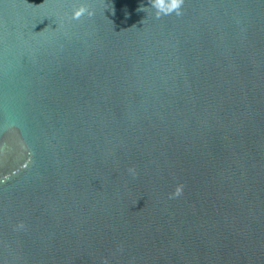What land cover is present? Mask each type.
I'll list each match as a JSON object with an SVG mask.
<instances>
[{
	"label": "water",
	"instance_id": "95a60500",
	"mask_svg": "<svg viewBox=\"0 0 264 264\" xmlns=\"http://www.w3.org/2000/svg\"><path fill=\"white\" fill-rule=\"evenodd\" d=\"M141 5L0 0V264H264V0Z\"/></svg>",
	"mask_w": 264,
	"mask_h": 264
},
{
	"label": "clouds",
	"instance_id": "9594fccd",
	"mask_svg": "<svg viewBox=\"0 0 264 264\" xmlns=\"http://www.w3.org/2000/svg\"><path fill=\"white\" fill-rule=\"evenodd\" d=\"M151 7H145L141 5L137 10L147 12L148 9L152 10V15L156 19H160L163 16H169L175 14L176 16H181L183 14L182 6L184 0H149ZM42 5V4H41ZM114 11V10H113ZM95 15V10L86 3H81L79 6L73 8L70 19L80 20L82 17H92ZM129 172L135 177L136 172L134 168H130ZM183 194V185H177L173 193L170 194V198H178ZM25 226L23 222L17 225L18 229H23ZM107 264V261L104 262Z\"/></svg>",
	"mask_w": 264,
	"mask_h": 264
}]
</instances>
